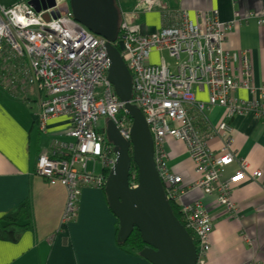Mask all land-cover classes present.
<instances>
[{
  "label": "built area",
  "instance_id": "obj_1",
  "mask_svg": "<svg viewBox=\"0 0 264 264\" xmlns=\"http://www.w3.org/2000/svg\"><path fill=\"white\" fill-rule=\"evenodd\" d=\"M158 1L137 0L132 12L118 6L113 45L131 75L130 104L141 111L152 136L153 158L166 198L179 207L183 227L192 234L195 264H205L212 230L210 212L199 201L184 204L182 196L191 191L214 196L226 214L237 213L232 201L234 186L244 180L258 181L262 173L235 156L232 121L250 113L264 119V86L252 83L248 50L231 53L223 47L235 24L245 22L238 11H233L228 22H221L215 11L198 12L194 21L186 10L166 8ZM54 3L46 10L41 9V0L0 5V58L20 77L17 82L24 91L27 87L35 90V123L40 132L46 133L50 119H67L65 135L70 142H54L41 150L34 174L66 189L61 223L69 224L77 216L79 189L102 188L106 182L103 174L88 171L87 164L91 162L94 169L99 162L110 171L115 161L113 146L106 140L105 128L99 129V121L111 120L126 140L132 121L107 80L110 61L105 39L75 21L65 9L68 0ZM152 11L159 12L161 28L142 34L132 21L140 13ZM251 16L262 25L264 14ZM162 52L175 61L173 66L162 58L160 63H150L153 53ZM195 89L207 94L205 101L197 99ZM239 90L247 91L251 98L235 97ZM213 108L225 111L217 124L209 119ZM214 139L221 141L218 151L209 145ZM169 140L184 144L197 176L184 188L180 176L166 165ZM231 166L236 169L224 177ZM129 178L133 180L130 188H136L135 173Z\"/></svg>",
  "mask_w": 264,
  "mask_h": 264
},
{
  "label": "crops",
  "instance_id": "obj_2",
  "mask_svg": "<svg viewBox=\"0 0 264 264\" xmlns=\"http://www.w3.org/2000/svg\"><path fill=\"white\" fill-rule=\"evenodd\" d=\"M19 1L0 0V5L8 7ZM121 1L127 12H132L137 4V0ZM158 2L166 8L186 10L194 21L198 12L215 11L221 22H228L233 11H238L246 22L235 24L223 47L231 53L248 50L252 83L264 86V16L262 25L251 16L264 14V0ZM132 22L138 24L145 35L158 32L162 25L157 11L140 13ZM7 65V61L0 58V264H150L139 254L121 248L117 242L118 222L101 188H83L75 220L61 226L66 189L60 184H49L35 175L34 169L41 150L54 142H70L65 135L69 124L60 116L48 121L46 133L40 132L35 123L36 92L32 87L24 91L17 82L20 77ZM194 91L198 100H206L205 92ZM234 95L243 100L251 98L244 90ZM224 113L223 108H213L208 112L211 123H219ZM232 124L235 156L248 162L251 170H260L262 177L234 186L232 201L237 213L233 216L216 205L214 196H204L197 191L184 194L182 202L199 201L210 212L212 230L205 264H264V119L250 113L235 118ZM209 145L218 151L221 141L214 139ZM165 149L166 165L180 176L182 187L191 184L197 176L192 173L184 144L169 140ZM235 169L236 166L229 167L224 177ZM23 204L30 210L31 228L28 229L12 226L4 219L13 217ZM17 223L22 225L25 221L20 218Z\"/></svg>",
  "mask_w": 264,
  "mask_h": 264
},
{
  "label": "water",
  "instance_id": "obj_3",
  "mask_svg": "<svg viewBox=\"0 0 264 264\" xmlns=\"http://www.w3.org/2000/svg\"><path fill=\"white\" fill-rule=\"evenodd\" d=\"M54 5V0H41L42 10ZM65 9L70 10L75 21L105 39L110 61L107 80L132 121L128 140L120 135L111 120L106 122L104 129L106 140L115 153L103 191L118 222L117 242L124 244L137 230L145 244L139 256L150 264H195V243L173 215L159 178L152 136L141 111L130 104L131 75L113 45L118 24L114 0H68ZM132 165L137 172L134 189L129 186Z\"/></svg>",
  "mask_w": 264,
  "mask_h": 264
},
{
  "label": "trees",
  "instance_id": "obj_4",
  "mask_svg": "<svg viewBox=\"0 0 264 264\" xmlns=\"http://www.w3.org/2000/svg\"><path fill=\"white\" fill-rule=\"evenodd\" d=\"M96 163L94 164L95 166H96ZM94 169L92 168L93 173L95 174ZM133 173H135L136 180H137V172H136V167L134 165H132L131 168H130L129 177ZM100 174H103V177L105 179H107L109 171L105 170V169H102V167H101V173ZM129 180H130V178H129ZM103 188L104 187L101 188L102 191H103ZM169 203H170V207H171L173 215L183 225L179 207L177 205L173 204L172 202H169ZM20 218H22L25 221V223H23L22 225L21 224L18 225V223H17ZM4 219H7V221H9L10 225H12V226H16V227L18 226L21 229L22 228L23 229L31 228V225H30V222H29V220H30V210H29L27 204H23L19 208V210H17L16 214L13 217H4ZM189 234L192 236L191 233H189ZM120 246H121V248H124L126 251H128L130 253H134V254H139L145 248V244H143V242L141 240V237H140V234H139V232L137 230H134L133 233L130 235V237L127 239V241L124 244H120Z\"/></svg>",
  "mask_w": 264,
  "mask_h": 264
},
{
  "label": "rangeland",
  "instance_id": "obj_5",
  "mask_svg": "<svg viewBox=\"0 0 264 264\" xmlns=\"http://www.w3.org/2000/svg\"><path fill=\"white\" fill-rule=\"evenodd\" d=\"M121 2H122L121 0H114V4H115L117 10H118V6L122 7V3ZM160 58H162L165 61V63H167L170 66H173L175 64V61L169 57V55H168L167 52H162V53H158V54H154V55L152 54L151 55V58H150V63L151 64L160 63ZM98 127H99L100 130H102V129H104L106 127V120L104 118H102L99 121ZM100 169H101L100 164H96L95 169H94L95 174L99 173L100 172ZM87 170L88 171H91L92 170V163L91 162H89L87 164ZM130 182H133L132 178L129 180V185H130ZM85 187L86 186L81 187L79 189V191L81 192V190L83 188H85ZM93 188H95V187H93ZM64 208H65V206H64ZM63 212H64V210H63ZM62 215H61V217H62ZM65 225H67V223H61V226H65ZM246 243H249L248 240H246ZM209 246H210V242H209Z\"/></svg>",
  "mask_w": 264,
  "mask_h": 264
},
{
  "label": "bare ground",
  "instance_id": "obj_6",
  "mask_svg": "<svg viewBox=\"0 0 264 264\" xmlns=\"http://www.w3.org/2000/svg\"><path fill=\"white\" fill-rule=\"evenodd\" d=\"M188 232V231H187ZM189 233V232H188ZM191 236V235H190ZM192 237V236H191ZM194 241V240H193ZM209 242H210V240H209ZM195 243V242H194ZM195 246H196V244H195ZM209 249H210V247H209ZM208 254V253H207Z\"/></svg>",
  "mask_w": 264,
  "mask_h": 264
}]
</instances>
